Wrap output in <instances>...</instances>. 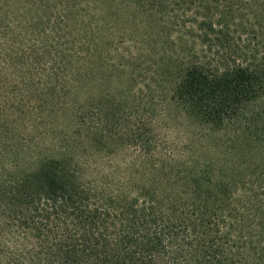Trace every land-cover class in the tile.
I'll return each mask as SVG.
<instances>
[{
    "label": "rangeland",
    "instance_id": "374dc122",
    "mask_svg": "<svg viewBox=\"0 0 264 264\" xmlns=\"http://www.w3.org/2000/svg\"><path fill=\"white\" fill-rule=\"evenodd\" d=\"M215 2L0 0L1 188L16 195L35 183L45 161L72 156L98 204L112 198L120 211L125 199L146 187L164 211L181 214L195 206L192 179L204 167L222 166L228 180L237 159L251 158L250 167L264 160V131L243 122V136L235 139V127L205 125L177 105L170 86L154 75L175 53V37L199 31ZM235 37L240 47L246 36ZM249 46L263 53L262 43ZM256 62L264 67L261 55ZM88 104L132 114L129 124L142 125L156 148L141 150L115 131L92 142L79 118ZM263 170L257 165L238 183L254 186ZM3 233L6 244L17 240L11 231Z\"/></svg>",
    "mask_w": 264,
    "mask_h": 264
},
{
    "label": "trees",
    "instance_id": "16d2710c",
    "mask_svg": "<svg viewBox=\"0 0 264 264\" xmlns=\"http://www.w3.org/2000/svg\"><path fill=\"white\" fill-rule=\"evenodd\" d=\"M196 28L192 36L175 37V53L154 75L170 86L177 105L205 125L235 127V139L243 136V122L263 132L264 67L256 60L264 59V49L258 54L249 45L256 41L264 48V0H216ZM235 36L243 40L241 48ZM135 58L145 66L141 56ZM131 115L88 104L79 118L94 143L124 134L152 151L156 140L139 123L130 125ZM251 161L237 159L228 180L222 166L196 173L197 201L181 215L164 211L146 187L125 199L120 211L112 198L100 205L72 156L48 159L35 183L18 194L8 195L0 185V264H264V170L254 186L238 183L264 164L254 160L250 167ZM3 230L17 240L6 244Z\"/></svg>",
    "mask_w": 264,
    "mask_h": 264
}]
</instances>
